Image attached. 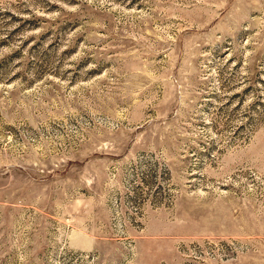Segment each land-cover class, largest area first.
I'll use <instances>...</instances> for the list:
<instances>
[{
  "label": "rangeland",
  "instance_id": "rangeland-1",
  "mask_svg": "<svg viewBox=\"0 0 264 264\" xmlns=\"http://www.w3.org/2000/svg\"><path fill=\"white\" fill-rule=\"evenodd\" d=\"M0 264H264V0H0Z\"/></svg>",
  "mask_w": 264,
  "mask_h": 264
}]
</instances>
